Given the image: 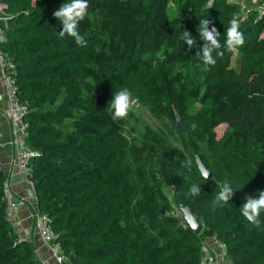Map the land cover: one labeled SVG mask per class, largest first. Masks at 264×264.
Returning <instances> with one entry per match:
<instances>
[{
    "label": "trees",
    "instance_id": "16d2710c",
    "mask_svg": "<svg viewBox=\"0 0 264 264\" xmlns=\"http://www.w3.org/2000/svg\"><path fill=\"white\" fill-rule=\"evenodd\" d=\"M64 2L0 0V49L13 63L17 97L27 106L25 143L37 152L29 160L32 191L36 211L49 219L53 242L75 264H208L205 248L211 249L208 240L217 239L228 264H264V211L253 224L240 210L245 197L264 190V12L250 8L244 14L240 3L229 0L210 5L208 0H151L142 8L143 17L157 30L162 29V4H177V18L164 34L163 55L131 61L132 42L118 38L115 51L106 47L110 57L101 78L91 82L85 57L105 48L113 35L104 39V32L95 29L80 32L87 41L84 47L72 37H61L62 25L53 13ZM105 2L89 0L87 15L104 10ZM233 17L240 20L245 44L237 53L222 48L216 65L207 66L212 75L220 72L218 82L230 91L231 100L222 104L214 98L212 84L203 92L204 84L189 75L174 79L173 73L191 64L185 55L193 47L194 60L203 64L197 55L204 43L197 30L201 18L213 22L223 45ZM184 30L195 39L190 49L180 39ZM232 56L236 63L230 66ZM125 87L172 122L175 112L180 115L186 130L175 128L188 158L180 157L182 151L176 154L151 128L140 147L129 144L105 107ZM100 89L96 97L93 92ZM201 91L215 101L192 111L190 102ZM222 123L226 128L218 137L214 127ZM148 153L155 158L146 160ZM196 156L211 179L202 177ZM186 161H191V171ZM5 179L0 164V264H40L7 215ZM216 180L237 190L227 204L214 209L221 188ZM194 183L201 188L198 196L189 194ZM171 185L179 205L190 207L203 224L199 233L175 215L164 191Z\"/></svg>",
    "mask_w": 264,
    "mask_h": 264
},
{
    "label": "rangeland",
    "instance_id": "374dc122",
    "mask_svg": "<svg viewBox=\"0 0 264 264\" xmlns=\"http://www.w3.org/2000/svg\"><path fill=\"white\" fill-rule=\"evenodd\" d=\"M151 0H106L104 10L98 9L94 14L90 16L86 15L84 20L80 22L79 31L88 33L91 29L95 31L104 32L102 38L107 39L108 35H113L105 43V48H99L96 53L88 54L85 57V67L90 73V81L96 82L102 76V68L107 63L110 54L108 53L107 46L112 48L111 51H115L117 39H121L123 42L131 41L132 51L130 55L131 61L141 57L152 61L156 56H162L165 50L164 47V34L169 25H171L177 18L176 10L177 4L163 3L161 12L158 15V19L162 26L161 30H157L154 27H149L143 17L142 8ZM232 1V0H229ZM233 2V1H232ZM234 2L240 3V8L250 7L254 9L260 6L261 0H234ZM257 9V8H256ZM191 48L185 57L191 60V64L187 68H179L176 73H173L175 78H183L185 75L191 76L192 80L198 84H204L202 90L204 92L207 84L215 88L216 101L221 102L231 100L230 91L228 88L221 85L218 82L220 72H216L213 75L208 72L205 67L198 60H194L196 57V51ZM236 57L232 56L229 65H235ZM101 75V76H100ZM101 90V89H100ZM211 90H208V92ZM132 99L138 103V107L134 106V109L130 111L129 115L125 119H112V111L108 107L111 100L105 101V107L109 118L114 127L117 128L120 133L127 139L129 144L134 147H140L143 143V135L147 128L155 130L159 135L165 138L167 145L175 150V153L182 151L183 155L180 157L188 158L187 152L184 150L183 137L176 131L175 123L172 119L158 110H154L149 105L140 102L132 95ZM214 99L208 98L207 95L199 92L191 100L192 111L198 107H210L213 104ZM224 113V112H223ZM226 124L222 123L214 127L216 135L219 137L223 134ZM187 135H185L186 137ZM185 139V138H184ZM155 156L152 153H148L145 159ZM130 161L131 156H130ZM135 167V164L132 163ZM163 175L160 174V178ZM216 183L222 187L225 182L216 180ZM165 194L171 206L175 209V215L182 216L180 209L178 208L180 198L175 189V185L166 186L164 188ZM234 197V196H233ZM232 197V198H233ZM57 263V262H56ZM58 264V263H57Z\"/></svg>",
    "mask_w": 264,
    "mask_h": 264
},
{
    "label": "clouds",
    "instance_id": "9594fccd",
    "mask_svg": "<svg viewBox=\"0 0 264 264\" xmlns=\"http://www.w3.org/2000/svg\"><path fill=\"white\" fill-rule=\"evenodd\" d=\"M89 0H66L53 15L61 22V30L59 35L64 37L65 35L72 37L78 46L84 47L87 45L85 36L79 31V25L87 15L89 9ZM257 7V6H255ZM210 25L211 28H210ZM198 32L200 38L203 40L201 52L197 55L201 57L203 65L215 66L217 63L216 57H222L225 49L231 53H237L238 49L245 44V35L240 30V20L237 17H233L229 21L227 28L226 40L224 44L220 41V32L214 26L213 22L209 18H201L198 26ZM180 39L187 44L190 49L195 43V39L188 30L182 31ZM4 38L0 36V42H3ZM215 53V56L213 55ZM135 107H138V103L132 99V92L127 88H123L116 92L111 99V103L108 107L112 111V119H125ZM196 125L193 124V129ZM185 167L191 171V161L185 162ZM202 175L205 178L209 177V173L205 171L201 166ZM234 188L229 182H225L220 188L219 192L215 195L212 206L223 207L234 196ZM201 188L198 184H192L189 188V194L192 196H198ZM245 202L240 206L241 214L251 222H258V217L261 211H264V190L258 191L256 196H247L244 198Z\"/></svg>",
    "mask_w": 264,
    "mask_h": 264
},
{
    "label": "built area",
    "instance_id": "2783aa9c",
    "mask_svg": "<svg viewBox=\"0 0 264 264\" xmlns=\"http://www.w3.org/2000/svg\"><path fill=\"white\" fill-rule=\"evenodd\" d=\"M213 0H208L210 5ZM257 12L262 14L264 12V0H261L260 6L256 7ZM244 14L250 11V7L241 8ZM3 30L0 26V36L3 37ZM0 75L1 83L4 89V98L6 103V115L10 124V143L14 147V164L17 170L22 174L27 186L32 189L33 183L30 180L31 167L29 165L30 158L34 157L37 152L29 148L25 143L26 125L23 122V116L27 112V106L20 103L17 97L16 78L13 71V63L11 62L7 53L0 49ZM3 200L6 204V211L8 217H11L18 206V200L13 196L8 183L5 181L3 184ZM34 227L41 242L46 245L55 261L58 264H75L64 253L58 244L53 240L55 235L52 233L49 225V219L44 214L35 213ZM217 239L208 240L211 244V249L205 248L207 255L206 261L208 264H228L225 260L224 245L218 244Z\"/></svg>",
    "mask_w": 264,
    "mask_h": 264
},
{
    "label": "crops",
    "instance_id": "0c3cea01",
    "mask_svg": "<svg viewBox=\"0 0 264 264\" xmlns=\"http://www.w3.org/2000/svg\"><path fill=\"white\" fill-rule=\"evenodd\" d=\"M5 108L4 89L0 75V164L5 173V181L8 183L13 196L18 200V206L11 216V222L19 236L30 242L40 264H57L50 250L41 242L35 230L36 198L14 164V147L9 141L10 124Z\"/></svg>",
    "mask_w": 264,
    "mask_h": 264
},
{
    "label": "water",
    "instance_id": "95a60500",
    "mask_svg": "<svg viewBox=\"0 0 264 264\" xmlns=\"http://www.w3.org/2000/svg\"><path fill=\"white\" fill-rule=\"evenodd\" d=\"M101 93H102L101 90L93 92V94L96 97L100 96ZM174 119H175V125H176L177 129L179 131H185L186 130V125L184 124L183 120L181 119L180 115L177 112L174 113ZM195 161H196L197 168L200 171L201 175H202L201 166H202V168L205 171H207L209 173V177L208 178H205L203 175H202V177L204 179H206V180L211 179V177H212L211 171H209L205 167V165L203 164V162L201 161V159L198 156H196ZM155 174L158 177V174H157L156 171H155ZM179 208L181 210V213H182V216H183L185 222L189 225V227L192 229V231L195 232V233H199L203 229V224L200 222L199 218L196 217L193 214L192 209L190 207H188V206H185L183 203H180ZM162 213H163V211H162ZM252 223L254 224V223H257V222H252Z\"/></svg>",
    "mask_w": 264,
    "mask_h": 264
}]
</instances>
